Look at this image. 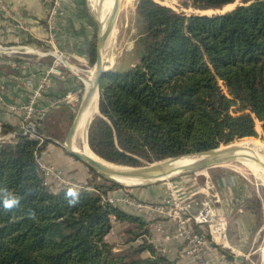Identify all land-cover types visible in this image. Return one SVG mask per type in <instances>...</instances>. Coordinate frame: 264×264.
Here are the masks:
<instances>
[{
	"label": "trees",
	"instance_id": "obj_1",
	"mask_svg": "<svg viewBox=\"0 0 264 264\" xmlns=\"http://www.w3.org/2000/svg\"><path fill=\"white\" fill-rule=\"evenodd\" d=\"M234 1L192 6L218 9ZM136 15L139 61L100 81L99 114L87 139L99 158L133 165L134 155L154 162L205 152L256 136V121L264 137V0L211 16L138 0ZM88 55L94 65L93 42ZM13 138L0 142V200L15 196L20 204L5 211L0 203V264H170L145 243L134 254L148 250L147 258L114 254L105 240L110 216L133 218L105 200L110 187L79 190V203L69 207L68 188L55 192L43 183L37 160L43 144L21 133Z\"/></svg>",
	"mask_w": 264,
	"mask_h": 264
},
{
	"label": "crops",
	"instance_id": "obj_2",
	"mask_svg": "<svg viewBox=\"0 0 264 264\" xmlns=\"http://www.w3.org/2000/svg\"><path fill=\"white\" fill-rule=\"evenodd\" d=\"M87 1L0 0L2 135H15L20 122L18 114H10L4 108L5 103L27 102L34 97L36 106L46 110L39 131L42 128L48 131L55 126L60 128L68 119L65 112L74 113L76 74L72 67L89 62V44L93 38L92 21L95 18ZM27 80L32 82L31 86L26 84ZM39 86H42L39 94L34 95ZM65 96H70L69 103L54 104ZM39 131V139L36 140L39 144L44 143L39 166H54L75 186L96 192L94 187L85 186L90 176L88 167L61 147L59 135L52 133L46 136ZM44 139L47 142H43ZM169 191L161 185L106 191L105 200L133 218L120 221L110 216L111 228L105 240L112 245L113 252H122L130 247L129 244L145 243L170 264H194L182 253L183 242L176 236L174 222L155 210L164 199L175 196ZM218 195L217 198L211 195L210 199L215 197L216 212L226 224V243L225 246L213 245L209 256L214 264H241L255 243L258 217L250 205L249 192L235 181L225 183ZM134 203L143 207L137 208ZM134 231L139 235L132 241L122 240ZM136 256L147 258L150 252L144 250Z\"/></svg>",
	"mask_w": 264,
	"mask_h": 264
},
{
	"label": "rangeland",
	"instance_id": "obj_3",
	"mask_svg": "<svg viewBox=\"0 0 264 264\" xmlns=\"http://www.w3.org/2000/svg\"><path fill=\"white\" fill-rule=\"evenodd\" d=\"M154 2H157L161 5L167 6L171 8L173 11L183 14L185 16H189L192 14H200V15H219V14H224L226 12H229L233 10L236 6L243 5L246 3H249L253 0H235L232 5L228 8H218V9H206V10H199L196 9L192 6V0H153ZM132 2V3H130ZM128 2L127 0H119V9H118V14H117V19L115 23V35L113 38V43H112V49L110 48V52L112 54V64L110 66H107L106 70L107 71H114V70H126L127 68L133 67L138 61L139 57L137 55V37L139 35V31L141 29V23L136 15V4L138 0H132ZM50 3H52L50 1ZM53 4V3H52ZM127 4V5H126ZM87 6L91 10L89 6V1H87ZM91 15L94 17V14L91 11ZM96 20V19H95ZM92 21L93 24V38L91 39V42H93L96 46L97 42V37L99 34V24L96 21ZM114 46V47H113ZM109 53V52H108ZM108 65V64H106ZM94 69V65H90L89 62L87 63H81L77 65H73V71L75 72V77H74V113L73 114H68L65 112L64 115L68 116V119H66L65 124L62 125L60 128L54 127L51 128L50 130L46 131L44 128L40 129V133L43 135H52L53 134H58L60 137V143H63L64 136L67 132V129L69 125L71 124L73 117L75 116L80 104L81 100L85 91V86H84V80L91 76V73ZM26 82V81H25ZM221 90L223 93H226V88L222 83H219ZM99 99V97H98ZM26 104L25 102L22 103H5L3 106L4 108L13 115L18 114L20 116V122H22L25 113L23 109H18V111L14 112L13 110H10L8 107L9 106H17V107H22ZM236 106H233L230 109L231 114L236 113ZM99 114L98 108L97 112L95 115L92 116L88 128H87V139H88V129L89 125L92 122V120ZM31 121V119H28L27 121ZM20 122L17 127V133L20 132ZM261 123L256 121L255 122V131H256V136L254 137H247V138H254L257 140H260L261 142H264V137L262 134L261 130ZM22 134V133H21ZM14 136V135H13ZM12 134H4L2 135L0 133V142H13ZM25 136V135H24ZM26 137L30 140H36V137L34 136H28ZM240 139H235L229 144L225 145H220L217 149H224L229 145H232L236 142H239ZM43 141V140H42ZM46 140L44 139L43 142ZM39 142V141H38ZM37 142V144H39ZM47 142V141H46ZM44 143H41L37 146H40ZM88 144V142H87ZM89 146V145H88ZM90 148V147H89ZM91 150V148H90ZM94 152L93 150H91ZM95 153V152H94ZM96 154V153H95ZM40 155V154H39ZM97 155V154H96ZM99 157V156H98ZM133 158L136 160L133 165H124V164H116L119 166H124V167H143L145 165H148L153 162H148L142 157H139L137 155H134ZM174 158V157H172ZM169 159V158H165ZM161 159V160H165ZM38 162H39V157H38ZM76 160V159H75ZM159 160V161H161ZM81 162V161H80ZM157 162V161H154ZM82 163V162H81ZM112 163V162H111ZM39 164V163H38ZM84 164V163H83ZM87 166V165H86ZM40 167V166H39ZM89 179H87V182L85 186H90L94 188H98L101 190H105V188H121V189H129L133 187H145V186H151V185H161V187L168 188L170 191L173 192L176 195L180 194H185L184 197L188 198L190 197L191 199H194L195 202V208L200 206L201 202V197L206 196L208 198H211L210 196L213 195L217 198L218 192L221 190V187L223 185L225 186V183H229L232 181H235L237 184H239L242 188L247 190L249 192V198L251 199L250 205L252 206L253 210L255 211L258 219H257V224H256V229H257V235H256V240L253 245L252 250L247 254V259L241 263V264H260V261L262 259L260 255V248L264 243V194L261 191V189L257 186L256 181L254 177L251 175L250 171L240 162L238 159L234 160H229L227 162H224L218 166L210 167L207 169H203L200 171H195V172H181V173H175L172 175H169L165 178L162 179H157V180H149V181H143L140 182L139 184L135 185H123L120 183H115L109 178L103 176L102 174L96 172L94 169L90 168L89 166ZM60 170V169H59ZM61 171V170H60ZM62 172V171H61ZM63 173V172H62ZM64 175V174H63ZM42 176V175H41ZM65 177V176H64ZM71 185H67L66 187L62 188H69V187H75L78 190H83L86 189L85 187L82 186H75L72 182H70ZM113 184H116L113 185ZM222 185V186H221ZM47 188L49 185L46 186ZM220 187V188H219ZM50 189V188H49ZM90 193L93 192V190H86ZM56 192V191H55ZM97 192V191H96ZM168 192V190H167ZM215 197H212L211 201H215ZM215 205V203H214ZM130 235L128 234L125 238L122 240H126L127 242L130 239ZM110 244V243H109ZM129 248L126 247L123 249L122 252H114V254H123L126 255L130 258L136 257L134 254L136 248H138L139 245H136L133 243V245L129 244Z\"/></svg>",
	"mask_w": 264,
	"mask_h": 264
},
{
	"label": "built area",
	"instance_id": "obj_4",
	"mask_svg": "<svg viewBox=\"0 0 264 264\" xmlns=\"http://www.w3.org/2000/svg\"><path fill=\"white\" fill-rule=\"evenodd\" d=\"M26 84L31 86L30 80ZM42 86H39L34 95H38ZM70 96L58 99L54 104L62 105L69 103ZM53 105V104H52ZM14 112L23 109L25 116L20 122V132L22 135L34 136L39 139V126L45 116V111L36 106L34 97L29 99L22 107L9 106ZM31 119V121H27ZM2 139V138H0ZM42 180L45 186L52 191H58L62 187L71 185L64 177L63 173L54 166H40ZM84 190H87L84 189ZM137 208L143 205L134 203ZM194 199L185 198L183 194L166 198L162 205L155 207L160 214L169 217L175 224L176 236L183 242V255L188 256L194 264H214L209 256V251L213 245L225 246L226 224L220 219L213 201L204 197L200 206L195 208ZM223 264H229L223 262Z\"/></svg>",
	"mask_w": 264,
	"mask_h": 264
},
{
	"label": "water",
	"instance_id": "obj_5",
	"mask_svg": "<svg viewBox=\"0 0 264 264\" xmlns=\"http://www.w3.org/2000/svg\"><path fill=\"white\" fill-rule=\"evenodd\" d=\"M118 9H119V0H114L113 6L111 8V12L108 16L104 29L101 30V28L99 27V34H98L97 42H96V60L94 64L92 82L90 83V86L88 88H86L85 86V91H84V94L81 100V104L71 124L69 125L67 129V132L64 136L63 143H59L61 147L70 156L81 161L85 165L89 166L90 168L94 169L96 172L109 178L115 183H119V182H117L112 177H118V178H137L139 177V178L144 179L143 181L157 180V179H162V178H165L171 175L172 174L171 172L173 173L195 172V171H200V170L207 169L210 167L218 166L229 160L237 159V156H235V154H231L230 152H227V151L215 152V150L217 149H213V150H209L205 152L187 154V155H182V156H178L174 158H169V159L153 162L143 167H126L125 169H114L97 159H93L83 153L76 152L73 149L72 147L73 138H74L75 131H76V128H77V125H78V122L81 116V112L88 105V102L91 99L93 92L95 90L98 92V97H99L100 81L102 77H104L105 74L109 72L105 69L106 64L104 63L103 59L105 58L104 56H106L109 52L107 49L108 47H106V45H107L109 35L113 31V29H115ZM88 124L85 130L86 142H87ZM182 157H189V158L188 160L185 159V161H182L181 163L177 165L172 164L174 163V161H177V159H180Z\"/></svg>",
	"mask_w": 264,
	"mask_h": 264
},
{
	"label": "bare ground",
	"instance_id": "obj_6",
	"mask_svg": "<svg viewBox=\"0 0 264 264\" xmlns=\"http://www.w3.org/2000/svg\"><path fill=\"white\" fill-rule=\"evenodd\" d=\"M88 1H89V6L91 8L92 13L94 14L96 21L98 22L101 30H103L107 22L108 16L111 12V8L113 6L114 0H88ZM127 1L130 2L132 0H127ZM231 5L232 4H228L224 6V8H228ZM114 35H115V29H113L107 41L106 47H108L107 49L109 53L106 56H104L105 58L103 59L104 63L108 64L105 66V69L107 68V66H110L113 61L110 48L112 47V43L114 42L113 41ZM92 78H93V71L91 73V76L87 77L84 80V86H86V88L90 86V83L92 82ZM97 108H98V92L95 90L93 92L91 99L88 102V105L81 112V116H80L76 131H75V135L73 138L72 147L76 152H80L93 159H97L107 164L111 168L125 169L126 167L124 166H119V165L117 166V165L104 161L103 159L95 155L88 147V144L85 139V130L92 116L95 115V113L97 112ZM225 151L230 152L231 154H235V156H237V159L240 162H242V164L248 169V171H250L251 175L254 177L256 181L257 186L261 189V191L264 194V142H261L260 140H257L254 138L246 137V138H242L241 140H239V142H236L232 145L227 146L224 149L215 150V152H225ZM188 158L189 157H182L180 159H177V161H174V163L172 164L177 165L181 163L182 161H185V159L188 160ZM171 173L175 174L173 172ZM112 178H114L120 184L128 185V186L139 184L140 182H143L144 180L139 177L137 178L112 177ZM259 252L262 257L260 264H264V243L261 246Z\"/></svg>",
	"mask_w": 264,
	"mask_h": 264
},
{
	"label": "clouds",
	"instance_id": "obj_7",
	"mask_svg": "<svg viewBox=\"0 0 264 264\" xmlns=\"http://www.w3.org/2000/svg\"><path fill=\"white\" fill-rule=\"evenodd\" d=\"M80 191L75 187H69L65 192V200L69 207H74L79 203ZM5 211H11L13 208H16L20 204V199L18 197H9L0 200ZM35 215L34 213L32 214Z\"/></svg>",
	"mask_w": 264,
	"mask_h": 264
}]
</instances>
